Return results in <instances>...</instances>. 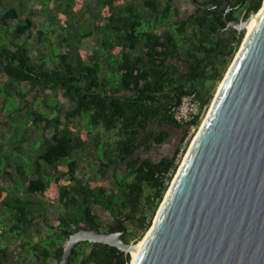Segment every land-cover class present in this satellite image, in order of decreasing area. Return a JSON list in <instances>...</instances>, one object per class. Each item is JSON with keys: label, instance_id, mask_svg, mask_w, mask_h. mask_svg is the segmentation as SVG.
<instances>
[{"label": "trees", "instance_id": "obj_1", "mask_svg": "<svg viewBox=\"0 0 264 264\" xmlns=\"http://www.w3.org/2000/svg\"><path fill=\"white\" fill-rule=\"evenodd\" d=\"M13 1L6 8L0 0V180L8 184L0 186V264L58 263L69 234L103 228L95 206L126 229L124 240L139 241L177 171L178 149L158 161L139 151L170 138L153 124L184 138L170 106L190 93L209 104L206 84L220 83L244 30L225 42L215 37L222 11L202 7L182 19L173 0ZM32 1L37 7L27 8ZM244 1V18L262 3ZM92 37L95 48L85 49ZM11 118H23V128L10 126ZM34 130L41 134L32 142ZM83 152L91 176L78 173ZM48 205L62 209L55 226L47 224ZM130 262L129 253L87 242L71 258Z\"/></svg>", "mask_w": 264, "mask_h": 264}, {"label": "water", "instance_id": "obj_2", "mask_svg": "<svg viewBox=\"0 0 264 264\" xmlns=\"http://www.w3.org/2000/svg\"><path fill=\"white\" fill-rule=\"evenodd\" d=\"M125 231L78 227L57 264L82 242L130 253ZM130 263L264 264V1Z\"/></svg>", "mask_w": 264, "mask_h": 264}, {"label": "rangeland", "instance_id": "obj_3", "mask_svg": "<svg viewBox=\"0 0 264 264\" xmlns=\"http://www.w3.org/2000/svg\"><path fill=\"white\" fill-rule=\"evenodd\" d=\"M94 1L95 0H87V2L91 3L92 5L94 4ZM263 1L264 0H262L261 7H262V4H263ZM173 4L179 9L180 16H181L182 19H185L188 15H190V12L193 10V8H192L193 6L188 2V0H173ZM15 5L16 4H15V2L13 0H6V2H5V7L6 8H10V7H13ZM26 7L27 8H36L37 7V3H36V1L27 2L26 3ZM243 12H245V8H243V10L241 11V14ZM235 17L241 19L240 11L236 12ZM41 19L42 18L40 16H37V17L33 18V21L35 23H37ZM242 20H245V19L242 18L241 21ZM245 35H246V32H245V29H244V37H243L241 43L235 48L233 57L230 58L229 61L225 65V69L223 71V78L226 75L227 71L229 70V67L231 66V64H232V62H233V60H234V58H235V56H236L239 48L241 47V44H242V42H243V40L245 38ZM30 37H31L30 38V42H33L34 43L35 40H36V33L35 32H32L30 34ZM82 44H83V47L85 49H93V48H95L94 47L93 37L92 38L84 39ZM233 46H235V44H233ZM186 66L187 65H185L184 68H186ZM223 78H222V80H223ZM222 80L220 81V83L222 82ZM220 83H217L216 86L213 87V88H210V84H206L207 87H208V94L211 95V100H210L209 104L207 105V107L205 109V112H204V116L202 118V121L204 120L205 116L207 115V113H208V111L210 109V106L212 104V101H213L216 93H217V90H218V87H219V84ZM195 86H198V88H199L200 87V83H196ZM29 99L32 100L33 99V95H31L29 97ZM59 100L67 106L66 100H64V99H62L60 97H59ZM52 104H54V100H52ZM24 124L25 123H24L23 118H19V119L11 118L9 125L12 126L13 128H18V129L21 130L23 128ZM152 128L154 130L168 131L170 133V138L163 145H161V146H154L149 151H147L145 149H141L139 151V154L142 157H144V158H150L153 161H158L160 158H162L164 156H172L176 149H178V153H179V147L181 146V143H182V141L184 139L181 136L180 131L174 129L173 127H171V126H169L167 124L166 125L165 124H163V125L153 124L152 125ZM6 131H7V129H6ZM40 134H41L40 133V130H34V132L32 133V135L31 134L29 135V138L33 142L35 139H37V138L40 137ZM193 137L188 142V144L186 146L187 147L186 150L184 151V153L180 157L177 156L178 155V153H177L176 158H175V163L178 165V167H179L180 163L182 162V160L184 158L183 156L185 155V152H187V150L189 148V145H190V143L193 140ZM13 140H14L13 138H12V140L10 138V139H8L6 141V143L11 144L13 142ZM25 147H26V149H29L27 146H25ZM6 148L9 149L11 147L9 145H7ZM76 157H78L80 159L79 160L80 161V164H79V168H78V173H82L84 175L91 176L92 169L89 166V164L92 163L91 156L88 153L83 152V153H79ZM110 172L112 174L113 169ZM121 172L124 173L123 170ZM171 182H170V184H171ZM170 184H169V186H170ZM0 186L7 188L8 187V184L0 180ZM169 186H168V188H169ZM93 210H94L95 214L98 216L99 221H100L102 227H106L107 225H113V220H112V217L110 216L109 212L105 211L104 209H102L99 206L93 207ZM61 211H62V209H57L54 206L48 205V209L46 211V214L48 216L47 224L48 225H51V226L57 225V217L61 213ZM157 211H158V209H157ZM157 211H156V213H157ZM156 213H155V215L153 217V220H154V218L156 216ZM153 220H152V222H153ZM99 230L101 232H104L105 231L102 228H100ZM40 231L43 232L44 231V227H40ZM145 235H146V233L141 237V239H140L141 241H142V239L144 238ZM140 240L139 241H136V242L135 241H131L129 243L136 244V243H139ZM16 261H17V259H14L13 258V260H10L9 262H7L5 264H18ZM28 263L29 264H35L34 258L33 257H29L28 260H27V264ZM50 263L51 264H57V262L55 260H51Z\"/></svg>", "mask_w": 264, "mask_h": 264}, {"label": "built area", "instance_id": "obj_4", "mask_svg": "<svg viewBox=\"0 0 264 264\" xmlns=\"http://www.w3.org/2000/svg\"><path fill=\"white\" fill-rule=\"evenodd\" d=\"M207 105L199 100L196 93H190L182 96L178 103L170 106L169 114L173 121L185 130V136L179 147L177 156L180 157L184 153L188 142L196 135L201 127L200 124Z\"/></svg>", "mask_w": 264, "mask_h": 264}, {"label": "flooded vegetation", "instance_id": "obj_5", "mask_svg": "<svg viewBox=\"0 0 264 264\" xmlns=\"http://www.w3.org/2000/svg\"><path fill=\"white\" fill-rule=\"evenodd\" d=\"M188 2L193 6L192 7L193 10L190 12V14L202 7L210 10V12L220 13L222 11V19L218 20L219 27H218V32L215 34V37L221 38L225 42L232 41L234 36L237 35L236 33L239 32L238 30L233 28L231 24L228 25L224 22L225 13L228 12V18L230 23H234L235 21H239V20L241 21L242 18L246 19L243 16L245 15V12H243L240 15L241 19L240 18L235 19L236 12L243 10L242 6L245 2L244 0L241 1V3L239 4H238L239 0H188ZM109 226H113V227L105 229L104 232L118 231L119 227H117V222H115L114 220H113V225H109ZM81 228H85V227H81Z\"/></svg>", "mask_w": 264, "mask_h": 264}, {"label": "bare ground", "instance_id": "obj_6", "mask_svg": "<svg viewBox=\"0 0 264 264\" xmlns=\"http://www.w3.org/2000/svg\"><path fill=\"white\" fill-rule=\"evenodd\" d=\"M262 10V7L259 9V11H258V13H257V15H255V16H253L252 18H251V20H250V22L248 23V25L246 26V28H245V32H246V35H245V38H246V36H247V34L249 33V31H250V29H251V27H252V25H253V23H254V21H255V19L257 18V16H258V14H259V12ZM245 38H244V40H243V42L245 41ZM239 51H240V48H239V50H238V52H237V54L239 53ZM237 54H236V56H237ZM235 56V57H236ZM231 67V66H230ZM229 67V68H230ZM228 72V71H227ZM227 74V73H226ZM225 77V76H224ZM222 83V82H221ZM221 83L219 84V87H220V85H221ZM219 87H218V89H219ZM217 92H218V90H217ZM217 94V93H216ZM216 96V95H215ZM213 102V101H212ZM211 107V106H210ZM210 110V109H209ZM209 112V111H208ZM208 114V113H207ZM206 117V116H205ZM205 119V118H204ZM204 121V120H203ZM203 121H202V123H203ZM202 123L200 124V125H202ZM197 134V133H196ZM196 136V135H195ZM195 136H194V138H195ZM193 138V139H194ZM191 144V143H190ZM190 146V145H189ZM189 149V148H188ZM188 151V150H187ZM186 153L187 152H185V155H186ZM185 155L183 156V157H185ZM182 157V158H183ZM184 159V158H183ZM182 162H183V160H182ZM182 162L180 163V165H179V167L181 166V164H182ZM178 167V168H179ZM173 180V179H172ZM171 185V184H170ZM170 187V186H169ZM169 189V188H168ZM166 194V193H165ZM148 233V231L146 232V234ZM143 240V239H142ZM140 244H141V240H140V242L139 243H136V244H133V245H135V249L133 250V251H131L129 254H130V256H131V262H132V260H133V258H134V256H135V254H136V252H137V250H138V248H139V246H140ZM131 264V263H130Z\"/></svg>", "mask_w": 264, "mask_h": 264}]
</instances>
